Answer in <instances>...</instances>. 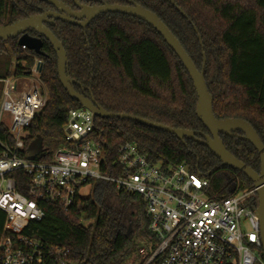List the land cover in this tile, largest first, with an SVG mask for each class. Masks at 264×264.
<instances>
[{"label":"trees","instance_id":"obj_1","mask_svg":"<svg viewBox=\"0 0 264 264\" xmlns=\"http://www.w3.org/2000/svg\"><path fill=\"white\" fill-rule=\"evenodd\" d=\"M59 1L73 4V0ZM127 1L156 14L199 71L206 60L205 80L214 98L215 117L248 122L264 144V0L108 2L127 5ZM48 8L37 0H0V27ZM51 30L64 45L67 72L79 94L110 113L208 135L196 114L198 95L188 71L153 27L131 16L109 13L99 15L87 30L60 21ZM7 43L16 60L13 76H28L36 59L43 61L40 81L48 103L29 128L25 153L33 142L42 140V152L35 159L51 162L66 145L63 128L69 110L82 106L62 86L50 43L44 42V57L23 50L16 39L0 41V45ZM220 137L235 158L260 172L259 155L248 142ZM93 139L103 147L108 165L122 145L133 143L153 163L164 167L186 163L210 181L212 193L219 197H228L237 188L254 189L244 175L222 166L205 146L133 121L96 118ZM88 188L89 194L78 195L69 210L43 204L44 219L31 222L23 235L70 248L76 264H141L138 252L148 236L149 222L142 198L104 182ZM20 191L26 194L21 186ZM5 223L6 215L0 210V239Z\"/></svg>","mask_w":264,"mask_h":264},{"label":"built area","instance_id":"obj_2","mask_svg":"<svg viewBox=\"0 0 264 264\" xmlns=\"http://www.w3.org/2000/svg\"><path fill=\"white\" fill-rule=\"evenodd\" d=\"M39 63L28 76L0 78V210L6 215L0 264H76L70 248L44 244L23 232L44 219L43 204L69 210L97 182L144 201L149 222L147 245L138 252L141 264H264L255 189L237 188L219 197L210 181L186 163H153L133 143L122 145L108 165L103 147L93 139L96 117L89 109L69 110L66 145L51 162L30 160L26 139L48 94L22 81L40 76Z\"/></svg>","mask_w":264,"mask_h":264},{"label":"water","instance_id":"obj_3","mask_svg":"<svg viewBox=\"0 0 264 264\" xmlns=\"http://www.w3.org/2000/svg\"><path fill=\"white\" fill-rule=\"evenodd\" d=\"M37 1L50 5L57 11L47 12L43 15L30 17L12 25L0 27V41L18 39V45L20 47H25L29 51H33L37 55L43 56V41L41 39L33 38L28 34L29 31H35L53 46L58 57V74L60 82L64 89L68 92L70 97L78 101L83 108L91 110L96 118H119L129 120L152 129L169 133L174 135L179 140H190L196 142L205 146L211 154L221 162L222 166L234 169L244 175L252 183L253 188L256 190L258 198L257 215L260 221V236L264 251V144L257 132L248 122L241 119L218 120L215 117L214 98L210 94L205 80L207 66L206 60L202 71H199L191 57L181 45L180 41L161 21V19L153 12L133 2L127 1V5L105 4L104 6L89 8L82 6L79 3V0H74L78 8L82 10L80 13H74L59 0ZM109 13L134 17L147 23L162 35L167 45L179 57L194 83V87L198 95L196 114L204 127L207 129L208 135L193 131L173 129L133 115L110 113L102 107L96 105L94 99H88L75 90V82L69 77L67 72L68 58L64 45L49 29H47V27H45V24L53 25L56 21H61L63 23L85 28L89 26L92 21L97 18V16ZM50 18L52 20H50ZM82 19H85V21L81 22ZM42 68L43 63H39L37 71L41 73ZM221 135L239 138L248 142L259 155L261 162L260 172H256L249 165H246L235 158L226 149L220 137ZM198 137H203V140ZM41 142L42 140H37L30 145L28 157L30 160H34L38 154H41Z\"/></svg>","mask_w":264,"mask_h":264},{"label":"rangeland","instance_id":"obj_4","mask_svg":"<svg viewBox=\"0 0 264 264\" xmlns=\"http://www.w3.org/2000/svg\"><path fill=\"white\" fill-rule=\"evenodd\" d=\"M15 57L12 52V48L10 44H4L0 45V78H8L13 77L14 74V66H15ZM33 81H22V83H27L30 87L38 88L42 92H46V89L44 88L43 84L40 81V76H34ZM90 189H85L83 191V195L89 194ZM90 224V223H87ZM147 245L146 240L145 243H143L142 246ZM130 264V263H129Z\"/></svg>","mask_w":264,"mask_h":264},{"label":"flooded vegetation","instance_id":"obj_5","mask_svg":"<svg viewBox=\"0 0 264 264\" xmlns=\"http://www.w3.org/2000/svg\"><path fill=\"white\" fill-rule=\"evenodd\" d=\"M109 0H79V3L82 5V6H85V7H89V8H94V7H100V6H104L105 4H109V5H113V4H111V3H109L108 2ZM61 2V1H60ZM63 3V2H62ZM45 4V3H44ZM47 5V4H46ZM48 7H50V8H48V9H45L42 13H40V14H37V15H34V16H31V17H36V16H40V15H43V14H45V13H47V12H51V11H57L54 7H52V6H50V5H47ZM65 6H67L72 12H74V13H80L82 10L81 9H79L78 8V6L76 5V3H75V1L73 0V4H72V6H70V5H67V4H65ZM99 16H97V18H98ZM30 18V17H29ZM97 18H95V19H97ZM50 20H52L51 18H50ZM83 21H85V19H82L81 20V22H83ZM95 20H93L92 21V23L94 22ZM57 22H59V21H56L55 22V24L57 23ZM61 22V21H60ZM18 23V22H17ZM91 23V24H92ZM55 24H53V25H49V24H45V27H47V29H49L52 33H53V31L51 30V27L52 26H54ZM67 24V23H66ZM91 24L89 25V26H87V27H79V26H75V25H72V26H75V27H77V28H80V29H82V30H87L88 29V27H90L91 26ZM69 25H71V24H69ZM28 34H29V36H31V37H33V38H37V39H41L42 41H43V46H44V42H48L46 39H44V38H42L38 33H36L35 31H29L28 32ZM54 34V33H53ZM17 41H18V39H16ZM48 43H50V42H48ZM50 45H51V43H50ZM52 46V45H51ZM53 47V46H52ZM54 49V48H53ZM28 50V49H27ZM55 51V50H54ZM33 52V51H32ZM42 52H43V48H42ZM35 53V52H34ZM56 53V52H55ZM36 54V53H35ZM37 55V54H36ZM39 56V55H38ZM56 56H57V54H56ZM41 57H44V52H43V56H41ZM36 60H40V59H36ZM57 60H58V57H57ZM41 61V63H43V61L42 60H40ZM37 67H38V65H37Z\"/></svg>","mask_w":264,"mask_h":264}]
</instances>
